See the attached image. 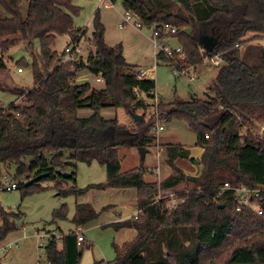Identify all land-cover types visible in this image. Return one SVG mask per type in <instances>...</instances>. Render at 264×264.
I'll use <instances>...</instances> for the list:
<instances>
[{
  "label": "trees",
  "instance_id": "trees-1",
  "mask_svg": "<svg viewBox=\"0 0 264 264\" xmlns=\"http://www.w3.org/2000/svg\"><path fill=\"white\" fill-rule=\"evenodd\" d=\"M27 1L24 15L22 0H0L8 14L0 17L2 53L21 41L33 49L38 41L42 60V64L33 60L32 88L0 84L1 90L16 96L7 106L0 103V180L3 167L13 164L14 179L20 180L18 188L24 195L43 181H57L61 196H80L92 187L136 189L140 215L112 225L116 230L135 229L136 237L114 244L115 258L106 264H264V199L259 202L263 210L259 215L250 208L237 211L234 191L220 194L225 182L264 187V139L255 133L264 123V47L259 41L264 33V0H120L147 26L155 24L162 31L169 23L180 29L184 58L160 52L159 60L179 68L198 67L217 53L223 59L208 86L210 94L158 100L161 119L187 123L196 133L195 145L203 148L201 173L189 176L176 160L195 161L190 149L167 143L166 161L173 171L160 184L146 180L143 165L123 171L119 157L122 147L146 149L156 139L150 134L154 114L146 119L150 106L155 107L156 80L140 76L137 67L127 62L121 43L107 44L99 12L92 21L89 39L94 48L88 57L62 63L51 46L58 36L69 35L70 43L85 37L87 29L76 28L74 22L79 8L73 0ZM248 34L252 37L247 38ZM202 37L216 40L212 50L204 47ZM3 69L6 63L0 58ZM84 71L103 78L101 86L77 82ZM82 108H90L92 115L80 117ZM105 108H124L133 119L142 110L143 120L123 125L117 117L105 118L101 114ZM66 151L70 152L67 162L63 160ZM94 161L105 166L106 184L77 187V164ZM66 167H71L70 178L58 174V170L66 172ZM32 178L36 180L26 185ZM64 179L73 180L74 185L62 188L59 180ZM183 183L189 185L179 195L185 201L162 211L170 198L157 202L159 189L176 190ZM67 215V206L62 205L54 210L53 221ZM99 215L92 204L78 203L72 222L84 227ZM14 217L18 214L0 204V239L17 229ZM76 230L60 239L50 238L40 262L80 264L83 250Z\"/></svg>",
  "mask_w": 264,
  "mask_h": 264
},
{
  "label": "rangeland",
  "instance_id": "rangeland-1",
  "mask_svg": "<svg viewBox=\"0 0 264 264\" xmlns=\"http://www.w3.org/2000/svg\"><path fill=\"white\" fill-rule=\"evenodd\" d=\"M73 2L79 8L78 13L74 14L76 28L87 29V34L81 40L80 44V55L83 58L88 57L94 48L89 38L92 37L93 18L99 12L100 18L106 27V41L110 44L122 43L129 55V61L138 69L145 70L147 74L153 75V79L156 80L155 94L157 103L158 100L166 102L174 101L175 99L188 100L194 95L205 97L209 93L208 86L215 79L218 66L213 65L209 67L204 62L196 69L197 78L193 82L186 75L179 76L175 74L176 67L170 65L168 62L157 60L158 52L151 40L152 28L149 29L144 24L142 33L133 25H128L124 29L120 28L119 23L122 15L126 12L120 0L116 2L105 0V4H102L99 0H73ZM21 9L25 15L28 9L27 0H22ZM0 17H8L7 12L1 5ZM133 20L135 21L136 18L134 17ZM246 37L251 38L252 36L248 34ZM70 41L71 37L69 35L58 36L51 48L53 51L61 54L67 46H70ZM166 43L172 47H176L179 41L176 37H170ZM35 58L42 64L41 48L38 41L34 42L33 49L23 41L11 46L4 53L6 69L0 70V84L9 87L19 86L32 88L34 86V71L32 65ZM20 66H23V71L21 72L18 71ZM42 70L45 72L43 67ZM77 82H89L95 87L101 86V83L97 82L92 74L85 71L78 76ZM15 99L16 96L10 90L3 91L0 89V103L4 106L9 105ZM145 99L147 101L146 97ZM155 111L156 107L153 108L150 106L146 117V119H149L154 114L155 123L150 134L155 135L156 139L150 146H147L146 149L144 148L145 155L141 154L139 147L133 146L122 147L119 157L122 160L123 171L143 165L146 169V180L160 184L165 179V169L167 170V166H169L166 161V144L168 142L180 143L193 149L196 146L197 136L187 123L179 121L166 123L160 116L155 114ZM79 113L81 117H84L91 114L92 110L90 108H82ZM142 113V110H138V114L141 115ZM105 114L117 115L116 117L123 125H128L130 120L134 123L133 117L124 108H110L105 110ZM156 125H164L165 127L168 126V128H164L165 130L163 131H157L155 129ZM255 133H257V128L255 129ZM69 156L70 152L66 151L63 160L67 162ZM155 156L161 159V173L151 172L153 166L156 165V163L154 164L152 162ZM30 159L27 158L25 161L29 162ZM186 160L182 161L184 169L182 167L180 168L187 175L195 176L198 172V168H196L197 164L190 159ZM185 166H189V170ZM70 171L71 167H66V172ZM76 171L77 187L86 188L89 185H104L107 182L106 168L97 161L91 164L79 162ZM15 172L16 166L13 164L3 167L2 178L8 176L10 179H13ZM59 181L61 182L62 188H69L74 185V181L71 179ZM40 184V187H32L27 195H24V190L21 188L11 191L0 190L1 206L9 212L18 214V217H14L17 229L12 230L6 237L0 239V264H39L38 258L44 253L45 248L39 247L38 234L45 233L49 230L53 231L54 229L59 234H67L71 229L76 230L77 227L73 224L72 219L76 214V206L80 201L92 203L95 210L101 212L95 223L88 227H82L86 241L81 245L83 254L80 264H95L99 261L108 262L114 259L115 251L113 249V242L120 244L124 240L129 239V236L115 231L112 226L107 224L114 222L120 216L122 218L125 216H130L131 219L133 218L138 210L135 205L137 204L138 191L118 188L104 190L101 187H92L80 196H61L58 194L57 181H43ZM187 186L189 185L183 183L176 190L168 191L159 189L156 198L162 195L165 196L164 199L170 198L171 196L178 198L180 194L188 190L187 188L189 187ZM127 190L128 192H123ZM133 193L135 197L132 196ZM169 202L166 204H169ZM109 204H113L115 208L108 212L100 209ZM62 205L67 206L68 215L66 219H59L55 222L53 221V212ZM108 208L110 207L105 208V210ZM138 215H140V212Z\"/></svg>",
  "mask_w": 264,
  "mask_h": 264
},
{
  "label": "built area",
  "instance_id": "built-area-1",
  "mask_svg": "<svg viewBox=\"0 0 264 264\" xmlns=\"http://www.w3.org/2000/svg\"><path fill=\"white\" fill-rule=\"evenodd\" d=\"M102 4H105V0H99ZM134 16L131 11L126 10V12L122 15V19L119 23L120 28L127 27L128 25H133L136 27L138 30H142L144 24L140 20H133ZM153 30V36H152V41L154 43L155 49L157 50L158 53L162 52L166 54L167 56L171 57L174 56L175 54H178L180 58H184L185 54L183 52V47L180 43V41L183 38L182 33L180 34V29L166 23L162 26V31L157 29L156 25L153 24L150 26ZM171 35V36H170ZM178 38V45L176 47H172L166 43L168 38H173L172 37ZM252 36V35H251ZM84 38V37H83ZM82 38V39H83ZM260 43L264 47V33L260 35L259 38ZM81 42H75L71 43L70 46H67L65 50L60 54L61 55V62L62 63H70V62H76L79 60V57H81V48H80ZM157 53V54H158ZM0 58L4 59V54L0 50ZM204 62L210 63V66H220L223 62V59L221 58L220 53H217L213 56H209L205 59ZM176 70L174 71L175 74H178L179 76L181 75H186L190 78V80L193 82L196 78V69L195 67H177L175 68ZM18 71H23L22 67L18 68ZM140 76L146 77V72L141 71ZM96 81L99 83L103 82V78L98 77L96 78ZM157 98L154 100L155 101V107L156 111L155 114L159 116L158 113V108H157ZM165 128L164 125H156L155 129L157 131H163ZM257 136L260 139H264V123L260 124L259 128L257 129ZM208 137V136H206ZM0 190H14L19 187L20 180H15L10 179L8 176H4L0 180ZM226 190H232L234 191L236 198H237V211H241L243 208H250L257 214L261 215L263 213V210L259 207V202L261 199H264V187H259V188H250L247 187L246 185L243 184H235L232 182H225L223 186L220 189V194H222ZM172 195V194H171ZM165 198L164 195L161 197L156 198L157 202H161ZM177 201V202H176ZM185 201V198L182 197H175L171 196L170 197V202L169 204H166L162 211L168 210L171 211L174 207H176L179 203ZM138 217V214L135 215V218ZM77 236H78V244H82L86 238L84 235V231L82 227H78L76 230ZM62 235L59 234L57 231H47L45 233H40L38 234L39 238V247L45 248L48 240L52 237H55L56 239H60ZM42 264V263H41Z\"/></svg>",
  "mask_w": 264,
  "mask_h": 264
},
{
  "label": "crops",
  "instance_id": "crops-1",
  "mask_svg": "<svg viewBox=\"0 0 264 264\" xmlns=\"http://www.w3.org/2000/svg\"><path fill=\"white\" fill-rule=\"evenodd\" d=\"M133 14V13H132ZM133 16L136 18V20H139L134 14H133ZM124 28H126V27H124ZM124 28H122V29H124ZM148 28L149 29H151L150 28V26H148ZM141 31V33H142V30H140ZM151 32H152V29H151ZM152 36H153V32H152V34H151V40H152ZM107 42V41H106ZM107 44L108 45H110V46H114V45H116V44H119V43H116V44H110V43H108L107 42ZM122 44V43H121ZM123 45V44H122ZM263 47V46H262ZM123 51H124V55H125V58H126V60H127V62L129 63V64H131V65H133V66H135L134 64H132L129 60V55H128V53H127V51H126V48L125 47H123ZM157 60H159L158 58H157ZM207 63V62H206ZM207 65L209 66V67H211L210 66V63H207ZM201 66V65H200ZM198 67H195V69H197ZM137 70H140V69H138L137 68ZM141 71H145V70H141ZM146 72V71H145ZM150 72H152V70H150ZM146 78H153V75H149V74H147L146 73ZM143 97H144V95H143ZM16 100V99H15ZM11 103V102H10ZM108 109H110V108H105V109H103L102 111H101V114L105 117V118H107V119H112V118H115L117 115H112V114H105V110H108ZM114 109V108H113ZM80 111V110H79ZM79 111H78V114H79V116H80V113H79ZM92 113H93V111H92ZM92 113L91 114H89L88 116H84V117H89L90 115H92ZM81 117V116H80ZM134 121H135V119H134ZM131 125H133V121L132 120H130V123H128V125L127 126H131ZM168 128V126H166L165 127V129H167ZM164 129V130H165ZM195 133V132H194ZM196 134V133H195ZM197 140V139H196ZM168 143H170V142H168ZM196 144V143H195ZM183 145V144H182ZM183 146H185V145H183ZM186 147V146H185ZM188 148V147H187ZM190 149V151H191V158H193L195 161H193L194 163H196L197 164V167L196 168H198V172H197V174L195 175V176H198L200 173H201V170H202V166L200 165V163L198 164V160L200 161L201 160V157H202V154H203V148H201V147H197V146H195V147H193V149L192 148H189ZM195 157H196V159H198L197 161H196V159H195ZM187 161L186 159H177L176 160V163L179 165V167H182L183 168V166H182V161ZM191 160V159H190ZM154 164L156 163V165L155 166H153V169L151 170V172H153V173H161V159L159 158V157H154L153 158V161H152ZM168 168H167V170L165 169V176H164V178L166 179L171 173H172V169L169 167V166H167ZM185 168L187 169V170H189V166H185ZM184 169V168H183ZM102 189H104V190H107V189H109V187H107V188H102ZM130 189H132V188H130ZM134 190H136V189H134ZM109 191V190H108ZM123 192H128V190L127 191H123ZM132 196L133 197H135V194L133 193L132 194ZM78 203H87V202H82V201H80V202H78ZM90 204H92V203H90ZM136 206H137V204H135ZM94 207V206H93ZM107 207H110V208H108V209H106L105 210V208H107ZM115 207H114V205L113 204H109V205H107V206H103L102 208H100V209H102V211H105V212H108L109 210H113ZM138 208V207H137ZM139 209L136 211V213L134 214V216L133 217H135V215L136 214H139ZM101 213V212H100ZM129 218H130V216H125V217H119V218H117V219H115V221L114 222H110V223H108L107 225H110V226H112L114 223H118V222H122V221H126V220H129ZM131 219V218H130ZM96 222V220H94V221H92V222H90L89 224H87V225H85L84 227H88V226H90V225H92L93 223H95ZM114 228V227H113ZM114 230L115 231H119V232H121V233H124L125 235H128L129 236V239H127V240H124L122 243H120V244H118V243H116V242H113V249H114V244H118V245H122L124 242H127V241H132V240H134L135 239V237H136V231H135V229H130V228H123V229H119V230H116L115 228H114ZM62 235V234H61ZM130 237H131V239H130ZM126 238H128V237H126ZM86 241V240H85ZM84 241V242H85ZM40 258V257H39ZM38 258V263L39 264H41V262H40V259ZM105 262V261H104ZM97 263V262H96ZM43 264V263H42ZM104 264H106V262L104 263Z\"/></svg>",
  "mask_w": 264,
  "mask_h": 264
},
{
  "label": "water",
  "instance_id": "water-1",
  "mask_svg": "<svg viewBox=\"0 0 264 264\" xmlns=\"http://www.w3.org/2000/svg\"><path fill=\"white\" fill-rule=\"evenodd\" d=\"M201 42L203 43L204 47L208 48L209 50H212L213 47L217 43L216 40H214V39H212L210 37H202L201 38ZM133 116H134L136 122H139V121L143 120V117L140 114H134ZM139 150L141 151L142 155H145L144 147H139ZM197 162L200 163L199 160ZM58 174H62L65 178H70L71 177V173H69V172H64L63 173L62 171L58 170ZM35 180H36V178H32V179L28 180L26 182V185H29V184L33 183Z\"/></svg>",
  "mask_w": 264,
  "mask_h": 264
}]
</instances>
